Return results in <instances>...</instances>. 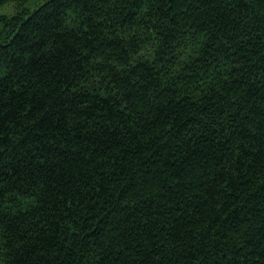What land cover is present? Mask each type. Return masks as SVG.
Instances as JSON below:
<instances>
[{
  "label": "trees",
  "instance_id": "trees-1",
  "mask_svg": "<svg viewBox=\"0 0 264 264\" xmlns=\"http://www.w3.org/2000/svg\"><path fill=\"white\" fill-rule=\"evenodd\" d=\"M28 1L0 0V264H264V0Z\"/></svg>",
  "mask_w": 264,
  "mask_h": 264
},
{
  "label": "rangeland",
  "instance_id": "rangeland-1",
  "mask_svg": "<svg viewBox=\"0 0 264 264\" xmlns=\"http://www.w3.org/2000/svg\"><path fill=\"white\" fill-rule=\"evenodd\" d=\"M43 0H29L28 1V6L34 7L38 2H41ZM14 12V4L11 2H8L2 6H0V14H8L11 15Z\"/></svg>",
  "mask_w": 264,
  "mask_h": 264
}]
</instances>
